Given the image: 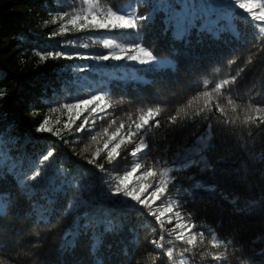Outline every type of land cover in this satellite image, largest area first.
<instances>
[{
  "label": "trees",
  "instance_id": "16d2710c",
  "mask_svg": "<svg viewBox=\"0 0 264 264\" xmlns=\"http://www.w3.org/2000/svg\"><path fill=\"white\" fill-rule=\"evenodd\" d=\"M133 2L100 0V5L120 9ZM185 2L144 0L137 14L150 19L144 22L138 34L131 29L77 31L67 25V32L52 35L87 5L80 0H0V150L7 153V164H0V195L7 198L8 204L6 214L0 216V264H95L97 258L104 264H170L164 250L151 243L159 239L161 228L155 218L148 215V209L134 202H130L132 206H122L118 202L120 197L108 195L109 177L123 175L132 166L135 158L130 151L134 144L121 145L120 157L109 163L103 150L107 139L102 135L103 130L107 128L111 134L124 123L121 129L124 136L128 125L138 121L141 112L146 114L148 108L161 109L160 115L155 117L160 120L161 128L145 130L149 147L155 144V148L140 160L142 168L134 174L131 187L140 182L138 178L147 167L160 171L161 165L154 160L161 156L164 137L171 139L176 127L168 123V117L205 90L204 81H208L207 89L211 90L216 83L239 71L235 83L222 89L219 102L225 106L226 116L239 115L243 119L242 109L248 103L264 108V40L257 43L258 29L253 26L250 14L238 5L230 7L229 0H187L195 3V8L184 7ZM253 2L264 4V0ZM63 13L68 15L61 20ZM105 41L112 47H105ZM138 42L153 51L159 58L157 63L143 65L126 58L119 61L95 59L112 52L124 55L120 48L135 54ZM57 51L66 55H46ZM85 56L92 58H82ZM169 61L174 69L169 68ZM81 66L87 67L78 71ZM93 95L104 96L110 105L105 113H99L103 119L97 118L93 125L96 117L93 114L85 129L77 132L75 129L84 116H88L85 112L72 125L71 132L64 130L69 113L63 105L75 104ZM229 98L237 108L236 113L227 106ZM203 104L201 97L187 111L191 113ZM50 108L59 110L52 112ZM45 116L50 118L54 131L61 130L63 139L35 131L37 122ZM215 117L216 134L221 139L228 138L233 145L238 144L230 136L234 130L219 123L225 116L215 113ZM113 120L115 124H111ZM189 131L186 127L175 134L168 157L174 152L175 143L180 142L182 136L187 137ZM252 131L258 146H264V133L257 135L255 128ZM93 135L97 136L95 141L91 139ZM188 139L191 143V138ZM97 148L102 150L100 157L94 164H88ZM48 149H53L54 155L41 168L47 179L42 177L38 190L25 195L18 179L31 174L37 159ZM246 162L250 169H264V162ZM239 163L220 167H236ZM97 164H103L105 170L97 168ZM61 168L63 174L59 171ZM189 171L196 172V168ZM197 178L211 184L222 179L223 174L217 171L215 176L204 174ZM111 182L114 184L115 180ZM254 182L261 187L251 192L244 185L230 187L241 200L250 195L259 198L264 195V183ZM143 183L155 184L152 177ZM179 183L190 187L186 180ZM176 199L183 202V209L194 213L192 223L215 226L218 235L226 237L234 227L243 225L238 236V245L242 247L238 252H230L227 261L221 264H264V255L260 254L264 239L252 244L257 235L264 237V205L257 206L248 215L233 214V206L214 194L196 190L192 199L183 192L177 193L170 184L166 198L156 201L153 208ZM109 217L114 218L116 230L105 233L102 224ZM176 223L175 218L171 224L165 223V233ZM201 230L202 227L192 229L193 232ZM92 241L98 242V250H90ZM205 246L207 233L200 251ZM168 247L174 248V260L179 261V252L188 246L173 240L171 245L165 243V248ZM193 261L194 264H216L211 257L202 259L199 254L188 259L187 264Z\"/></svg>",
  "mask_w": 264,
  "mask_h": 264
},
{
  "label": "snow or ice",
  "instance_id": "6c2138e0",
  "mask_svg": "<svg viewBox=\"0 0 264 264\" xmlns=\"http://www.w3.org/2000/svg\"><path fill=\"white\" fill-rule=\"evenodd\" d=\"M80 2L86 4L87 7L72 15L66 24L60 26L59 32H54L52 35L67 32V25H71L77 31L84 29H106L109 31L131 29L137 30L138 34L144 22L150 19L149 16L137 14V8L143 6L144 0H134L133 3L120 9H114L111 6L107 8L101 7L100 0H94V2L93 0H80ZM237 5L239 9L250 14L253 26L258 29L256 35L257 43H260L264 40V4L254 3L253 0H229L230 7L235 8ZM183 6L195 8L196 5L195 3H188L186 0ZM256 9H259V11H256ZM67 15L68 13L61 14L60 19L63 20ZM55 22L56 18L54 17L53 23ZM105 47L111 48L112 45L110 42L105 41ZM119 51L120 53H124V55L112 52L110 54L96 56L95 59L104 61L113 59L119 61L126 58L143 65H153L159 60L153 54V51L141 47L139 42L134 49L135 54H128L124 48H120ZM46 55L49 57H61L66 54L57 51L55 53L48 52ZM67 58H71V56ZM82 58L91 59L92 57L85 56ZM250 62L251 60H249ZM168 65L169 68L174 69L171 61L168 62ZM86 67L81 66L77 70L84 71ZM240 71H243V69H240ZM238 76L239 71L235 76L216 83L211 90L207 89L208 81H204L205 90L192 99H189L184 107L179 108L174 115L168 117V123L176 127L172 130L171 139L167 135L164 137L165 143L160 148L161 156L156 157L154 160L155 164L161 165L160 171L156 172L152 167H147L138 178L140 182L131 187L130 184L134 174L142 168L140 160L148 156L153 148H155V144H153L152 148L149 147V142L145 138V130L150 131L152 128H161L160 120L155 118L160 115L161 109L159 107L155 109L148 108L146 114L141 112L138 121H133L132 124L128 125L127 132L124 136H121V129L125 127L124 123H121L116 131L111 134H109L107 128L103 130L102 135L107 137L104 140L103 150L106 151V159L109 163L120 157L121 153L118 150L121 148V145L125 143L134 144V147L130 151V155L135 158L132 166L123 175L109 177L108 195L120 197L121 199L118 202L122 206H132L130 202H134L135 205L148 209V215L153 216L161 228L159 239H154L151 243L156 248L164 250V254L167 256L170 264H187V260L193 258L196 254H199L202 259L211 257L216 264H221L222 261H227L230 252H238L242 247L238 245V236L243 229V225L234 227L225 237L218 235L215 226H203L192 223L194 213L191 210L183 209V202L180 199L174 201L169 200L167 203H162V205H157L156 208H153V204L156 201L161 200L162 197L166 198L170 184L177 193L183 192L184 195L190 196L192 199H195L196 190L214 194L219 197L220 201L227 202L233 206L231 209L233 214L242 213L248 215L255 211L257 206L264 205V195H261L259 198L255 195H250L248 199L241 200V196L236 193L234 188L230 187L233 184L244 185L251 192L252 189L261 187V184H257L254 181L258 180L264 183V169H250L246 162V160L252 164L264 162V146H258V141L252 131L255 128L257 135L264 133V128L261 127L264 125V108L248 103L242 109L244 113L243 119L239 115H234L229 118L225 114V106L219 102L222 89L235 83ZM214 95L215 99L213 98ZM201 97L204 98V104L189 113L187 109L191 108L193 103L199 101ZM227 106H230L231 111L236 113L237 108L232 99H227ZM107 107H110V105L105 102V97L102 95H93L90 98L79 100L78 103L63 105V108L69 113V120L63 126L64 130L71 132L72 125L80 119L83 113L87 112L88 116H84L82 123L75 129L77 132L83 131L85 126L89 124V116L96 114V117L92 120V124L94 125L97 118L103 119L99 113H105ZM58 110L56 108H50L52 112ZM215 113L225 116L219 123L234 130L230 133V136L235 138L238 144L233 145L228 138L221 139L216 134V129L213 126V120L216 118ZM129 119H131V116H129ZM115 123V120L111 121V124ZM186 127L190 128L187 137L182 136L181 141L175 143V150L171 157H168L167 153L173 148L175 134L177 132H183V129ZM235 129H242L243 131H235ZM35 131L37 133H51L63 139L61 130L57 129L54 131L53 127L50 126V118L48 116H45L41 121L37 122ZM134 137L138 139H133ZM188 138H191V143H189ZM91 139L95 141L97 136L93 135ZM64 142L67 143L68 141ZM110 144L111 147H109ZM218 148L219 150L217 151ZM101 151V149L97 148L87 163L94 164L100 157ZM211 153L216 154L211 155ZM53 155L54 150L48 149L46 153L37 159L31 174L24 175L18 179V183L24 190L25 195L34 194L38 190L39 184L43 182L41 180L42 177L44 180L47 179L46 172H42L41 168ZM236 161H240L239 166L230 168L220 167V165H227L229 163L235 165ZM0 164H7V153L2 150H0ZM96 167L102 171L105 170L103 164H97ZM14 168L15 164L13 165V170ZM192 168H196V172H190L189 170ZM59 171L63 174L62 168ZM217 171L223 174V178L211 184L197 178L204 174L215 176ZM148 177L153 178L155 182L154 186L153 184L143 183V180ZM113 179L115 180L114 184L111 182ZM183 180L189 182V188H185L179 183V181ZM150 188L152 189L151 192H149ZM262 192H264V188H262ZM145 193L148 194L145 195ZM7 207V198L0 195V216L6 214ZM68 207L71 208L72 206L69 205ZM169 213L171 215H167ZM173 218L176 219L177 223L171 230L165 233L164 224H171ZM185 220L188 222H181ZM198 227H202L203 230L199 232L192 231L193 228ZM102 230L105 233L114 232L116 230L114 218H106L102 224ZM206 233L207 246L204 247L203 251H200V246L205 245ZM165 235L168 236L167 241H165ZM262 239L264 237L257 235L252 241V244H256ZM173 240L182 241L188 246L179 252V261L174 260L173 247L165 248V243L171 245ZM69 246L71 247L70 242ZM98 248V242L92 241L90 250H98ZM185 254H188V256L186 257ZM260 254L264 255V249L261 250ZM95 264H104V261L97 258Z\"/></svg>",
  "mask_w": 264,
  "mask_h": 264
}]
</instances>
